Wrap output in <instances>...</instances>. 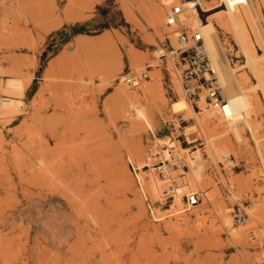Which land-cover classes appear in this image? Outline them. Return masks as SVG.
<instances>
[{
	"label": "rangeland",
	"instance_id": "obj_1",
	"mask_svg": "<svg viewBox=\"0 0 264 264\" xmlns=\"http://www.w3.org/2000/svg\"><path fill=\"white\" fill-rule=\"evenodd\" d=\"M17 1L0 0V80L27 82L24 110L0 114V264H264V94L256 88L260 107L249 112L254 134L245 125L241 140L225 134L213 154L198 131L189 134L196 140L187 141L186 126L193 117L173 109L181 96L186 98L180 68L175 57L159 56L160 49L170 50L176 43L177 27L165 23L173 1L184 6L199 2L206 12L219 0ZM254 2L264 20L260 0ZM158 5L164 17L155 26L150 13ZM211 15L204 18L214 22ZM216 33L224 46L231 44L230 62L242 63L230 34L217 25ZM250 37L262 53L254 33ZM130 53L139 56L138 67ZM95 61L100 67L90 68ZM109 65L116 69L114 79L105 76L107 69L105 74L100 70ZM132 71L149 77L129 88L120 75ZM154 82L157 88L137 102L143 115L116 97L118 86L132 93ZM4 92L0 87V98L10 95ZM56 96L64 105L69 101L57 113L52 109ZM47 100L51 102L44 108ZM164 147L188 163L185 170L178 165L167 173L184 181L180 203L173 187L166 190L171 196L151 188L156 175L151 154ZM192 151L204 165L209 197L200 186H186ZM190 191L202 197L187 210L185 194ZM237 204L247 213L243 223L233 218ZM254 206L262 210L261 217L252 213ZM178 208L183 214H176ZM224 214L244 235V246L226 230Z\"/></svg>",
	"mask_w": 264,
	"mask_h": 264
},
{
	"label": "bare ground",
	"instance_id": "obj_2",
	"mask_svg": "<svg viewBox=\"0 0 264 264\" xmlns=\"http://www.w3.org/2000/svg\"><path fill=\"white\" fill-rule=\"evenodd\" d=\"M239 1L240 0H219V4L214 3V4H211L210 6H208V8L205 9L206 12H204V10H202V8L199 6V2H194L191 5L184 6L182 1H173V2H180L182 5L183 12L180 15V19L183 21L184 25H188V27L195 29L203 37V42H204L205 49H206L207 54H208V58L210 61L211 68L218 74L219 78L221 79V82L224 85L225 93L230 99L229 108L226 110V112H223V113H220L217 110H214L212 107L208 106L205 103V101L203 100V98L200 100V103H201V105H200L201 106V110H200L201 113L200 114L196 113V111L193 109L190 102L186 98H184L183 96H181L179 101L174 103V108H173L174 111H176V112L184 111L185 112V118H187V119L193 117V123L191 125H189V127L186 126V128H188L185 131L187 141L191 143L194 140H196V138L190 137L189 134L194 132V131H198L200 134L204 135L205 139L207 140V142L209 144V150L213 154L215 153V150H217V148H219V146H220L218 143V139L225 134L233 133L237 140H241L243 130H244V125L247 126L249 129H251V133L254 134L253 125L251 123V119H250L251 117L249 115V112L251 109L253 111L254 110L257 111V110H259V107H260L261 101H260V98L258 97V95L256 93V88H260L262 91V94H264V20H262V17H261L262 15H260V10L258 9L254 0H244V3H239ZM16 3H19V2L16 0ZM260 6H261V12H262V14H264V0H260ZM123 8H124L125 14L130 19H132L133 18L132 11L129 10V8H127L126 5ZM207 13L212 14L211 17L214 18V22L209 20V19L207 20L206 18H204V16ZM163 17H164L163 7L160 5L155 6L150 13V19H151L152 23L155 26L156 25L158 26V24L160 22H162ZM216 25H217V27L222 28L225 33L230 34V36L234 40V44L239 46L241 56L243 57L242 63L232 64L230 62L229 55L233 54V49L231 47V44L230 45L227 44L226 46H224V44L220 42L218 35L216 33ZM249 25L251 26V29H252L255 37H256L259 48L262 50V53H258L256 51V47L253 45V43L251 41L250 33H251V35L253 33H252ZM173 26L176 27V24H173L169 27L174 28ZM159 30L160 29L158 28V31ZM176 32H177V29H175V30L173 29V33L175 35H176ZM78 41L80 42L79 38H78ZM80 43L78 44V46L80 48L81 47L84 48L83 47L84 45H82V44L80 45ZM82 43H83V41H82ZM173 46L176 47L177 42L175 44H173ZM82 51H83V49H82ZM159 52H160V55H162V54H167L168 56L171 55V52H169V50H166V49H160ZM77 55H79V54H77ZM69 57L71 58V56H69ZM129 58H132V63H134V65H136L137 67L139 66L140 60H139L138 55L136 56V54L132 53ZM75 62H77V61L75 60ZM87 62L88 61H86V63H84L85 64L84 67L86 66V64L88 65ZM52 63H53V61H52ZM92 63L93 62L90 63L89 67L91 65L92 66L96 65L95 64L96 61L94 62V65ZM50 64H51V62H50ZM54 65L56 66V64H54ZM65 65L67 66V63ZM155 65H157V63ZM49 66H51V65H49ZM64 66H63V68H64ZM73 66H74V64H73ZM104 66H102V67L104 68ZM84 67H82V68L87 69V67H85V68ZM95 67H100V66L98 65ZM14 69H16V68H14ZM106 69H107V72H105L106 73L105 74L104 71ZM72 70H74V69L72 68ZM100 70L103 71L105 76L107 75L106 77H108L110 79L115 78L116 69L113 68L111 65H109V67H107V68L105 67V69L100 68ZM52 71H54V70H52ZM78 71H79V69H78ZM78 71H77V74H78ZM83 71H85V70H83ZM47 72H49V71H47ZM51 72H50V74H51ZM52 73H54V72H52ZM62 73H64V71H62ZM79 73H81V72H79ZM60 74H61V71H60ZM82 74H83V72H82ZM123 75H120V76H123ZM57 76H59V74ZM63 76L66 77L65 75H63ZM120 76H118V77H120ZM155 76H156L155 73H152V78H155ZM106 77H103V80L104 79L106 80ZM252 77L255 79V82L252 81ZM78 79L81 80V82H82L86 78L85 77H80V78L78 77ZM75 81H77V80H75ZM81 82L79 83V85L81 84ZM61 83H62V81H61ZM77 83H78V81H77ZM72 84H74V83L72 82ZM26 86H27V82H24V80H21L19 77H10L6 81L0 80L1 89L10 94L9 96H2L0 98V114L2 116L3 115L15 116L17 114H20L24 110L26 103L23 99V93L25 91ZM157 86L158 85H156V83L154 82L150 86H148L147 89H146V87L142 86V87H140V89L138 91L136 90L135 92H132V93L127 92L124 88L118 86L116 88V91H115L116 97L122 103L123 107L128 108L129 106H132V107L138 109L137 102L140 100L143 93L153 92L157 88ZM59 87H57V88H59ZM71 90H73V88ZM44 91H45V89H44ZM6 92H4V93H6ZM62 92L63 91L58 92V94H60V93L62 94ZM55 98H57V96ZM63 98H66V97L63 96ZM53 99L54 98H52V100ZM49 100H47L45 102L46 106L44 108H46L47 105H49V102H51ZM55 100L56 101H54L53 104L51 103L52 106L54 105L52 107L53 111L63 109V107L65 108V105H67L69 102V101H67V102L63 101L64 103L65 102L67 103L64 105L62 103V101H60V100H62L61 98H60V100L58 98ZM65 111H66V109H65ZM71 111L72 110H70V112ZM138 111H139V114L143 115V111L141 109H138ZM44 112H45V110H44ZM57 112L58 111H56V113ZM254 139H255V143H257V145H258L259 140L256 138V136L254 137ZM228 145L230 147H232V144L230 142H228ZM223 146H224V144H222V148H223ZM182 149L186 150V148H184V147H182ZM165 150H166V152H164ZM170 150H171L170 148L168 149V147H164L163 151H162V153H163L162 157L163 158L168 157ZM173 153H174V151H173ZM195 153H196V151H194V153H193V151H192V153L191 152L189 153V159L191 161H193V164L190 166L191 176L187 178L186 186H192V185L200 186V187H202V191L204 193V196L209 197L208 196L209 190L207 188L208 186L203 182L204 165L201 162L200 163L196 162V159H195L196 154ZM156 154H158V151L152 152L151 156L153 158H155ZM223 154H226V152L224 149H221V155H223ZM175 159H176L175 160L176 166L173 167L171 164L166 162V164L164 165V169H163L162 173L158 174L155 172L156 175L151 177L150 183H151V188L158 194H161L164 191H166L168 188L173 187L175 189V190H172L174 192L175 199L177 202L180 203L181 192L179 190L184 187V181H182V180L179 181L178 180L179 178L177 179V177H174L176 175L172 176L174 178L169 177L168 174H169L170 168L176 170L178 168V165L181 167V162H184L185 165H187L188 163L185 162L184 159H182V158L176 157ZM41 161H42V164L44 166H46V167L48 166L45 160H41ZM151 162H152V160H149L150 164H151ZM147 164H148V162H147ZM261 169H262V171H264V154H262ZM172 184H174V185H172ZM163 194H164V196L167 194L170 195L167 191L164 192ZM185 209H187V210L189 209V208H187V205H185ZM254 210H252V213H254L256 216L254 214H252V215H254L255 217H261L260 215L262 213V210L260 208H258V206H254ZM195 211L197 212V210H195ZM182 212L183 211L180 208H178L176 214H178V215L183 214ZM223 221L229 227V229H226V230L227 231L230 230V232L232 233L231 237L234 240V242L244 246L246 243L245 239H244V235L242 234V232L236 233L235 229L232 227L230 216L227 214H224V220ZM257 221H258V218H257ZM250 231H249V234H250ZM251 233H254V231L252 230ZM255 236L256 235L254 233V237ZM3 259H5V258H3Z\"/></svg>",
	"mask_w": 264,
	"mask_h": 264
},
{
	"label": "built area",
	"instance_id": "obj_3",
	"mask_svg": "<svg viewBox=\"0 0 264 264\" xmlns=\"http://www.w3.org/2000/svg\"><path fill=\"white\" fill-rule=\"evenodd\" d=\"M183 9L180 2H172L165 15V23L167 26L176 24V42L177 46H171L169 52L170 56L176 58V64L180 68L181 86L185 97L191 101L193 108L201 110L199 104L203 98L205 103L217 110L220 113L226 112L230 105V99L225 93V88L218 74L211 68L207 51L203 42L201 34L193 28L184 25L180 19ZM163 58L168 57L167 54L160 55ZM146 67H150L147 64ZM146 72L139 74L133 72H126L122 76L123 83L129 88L138 87L142 80L148 78ZM158 154L155 155V160L152 162V169L156 173H162L164 165L167 163L173 167L176 166L175 154L170 150L168 157L163 158L162 152L157 150ZM163 151V149H162ZM149 167V165H148ZM182 169H186L188 165L181 162ZM167 196H171L168 195ZM202 193L190 191L185 194V205L187 208L198 204L201 201ZM150 206V205H149ZM234 220L238 223H243L247 219V213L239 204L236 205L233 211ZM251 238L254 233H251Z\"/></svg>",
	"mask_w": 264,
	"mask_h": 264
}]
</instances>
